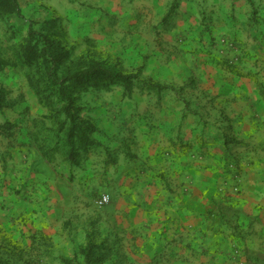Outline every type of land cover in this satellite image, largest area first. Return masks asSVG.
Instances as JSON below:
<instances>
[{
  "label": "crops",
  "instance_id": "obj_1",
  "mask_svg": "<svg viewBox=\"0 0 264 264\" xmlns=\"http://www.w3.org/2000/svg\"><path fill=\"white\" fill-rule=\"evenodd\" d=\"M210 4L215 46L204 37L198 6L187 3L180 14L195 23L169 30L179 50L158 81L164 88L113 94L122 97L105 104V129L121 131L126 121L132 135L106 137L105 162L76 168L73 189L83 198L101 186L110 198L105 223L133 233L141 250L225 264L235 247L264 257V22H250L245 0ZM259 11L264 18V4ZM229 164L241 178L237 195ZM41 174L31 209L59 218L63 206L49 200L63 198V189ZM76 204L70 210L86 212Z\"/></svg>",
  "mask_w": 264,
  "mask_h": 264
},
{
  "label": "rangeland",
  "instance_id": "obj_2",
  "mask_svg": "<svg viewBox=\"0 0 264 264\" xmlns=\"http://www.w3.org/2000/svg\"><path fill=\"white\" fill-rule=\"evenodd\" d=\"M187 3L198 6L204 37L215 46L210 0H18V16L0 15V264H213L215 258L207 255L175 257L164 250H141L133 233L105 223V206L98 204L105 195L101 186L88 188L83 198L77 195L75 169L89 160L96 167L105 162L106 137L132 135L126 121L121 131L105 129V104L131 94L126 81L115 79L69 89L77 121L96 129L91 135L95 144L87 150L75 142L80 162L71 165L66 160L69 126L62 129L69 116L30 47L33 36L47 37L57 47L53 73L59 78L103 64L131 79L135 90L150 84L164 87L158 81L170 75L171 56L179 50L172 43L179 39L169 30L195 23L180 14ZM253 3L249 20L260 24L264 0ZM174 8L176 14L171 15ZM233 20L239 22L234 15ZM43 173L63 189V198L52 195L49 200L54 204L58 198L63 206L59 218L31 209ZM78 202L91 214L70 210ZM252 252L235 247L225 264H264Z\"/></svg>",
  "mask_w": 264,
  "mask_h": 264
},
{
  "label": "trees",
  "instance_id": "obj_3",
  "mask_svg": "<svg viewBox=\"0 0 264 264\" xmlns=\"http://www.w3.org/2000/svg\"><path fill=\"white\" fill-rule=\"evenodd\" d=\"M246 1L253 8V0ZM177 7L178 6L176 5L175 8ZM175 8L171 11V15L176 14ZM2 14L18 16L20 14L18 0H0V15ZM164 21L166 22V20ZM36 38L37 36H33L30 39L31 53L34 56L35 51V58L42 62L46 72L49 74L50 84L52 85L51 88L54 89L58 94L60 102L63 106H65V112L69 116L68 121L64 123L65 125H62V129L65 126H69L68 130L65 132L66 142L70 147V149L66 151V160L70 161L71 165H79L80 148L78 147V149L75 147V142H77L80 147H83L85 150H87L90 145L95 144L93 140H91V135L96 133V129L89 124L83 126L82 123L77 121V117L71 112V103H69V89L79 88L87 82H107L109 80L115 79L126 81V87L129 90V95L131 94L132 96V93L135 90L134 83L131 79L118 74L114 68L103 64L93 65L88 68V70L76 71L75 73H70L63 76L62 78H59L55 73H53V66L57 62L60 55L57 47H55V45H53L47 37H43L40 40H37ZM146 87V89L164 88L157 84H150ZM139 88L140 86H137V89ZM256 258L259 260L258 262L264 261V258L262 257Z\"/></svg>",
  "mask_w": 264,
  "mask_h": 264
},
{
  "label": "built area",
  "instance_id": "obj_4",
  "mask_svg": "<svg viewBox=\"0 0 264 264\" xmlns=\"http://www.w3.org/2000/svg\"><path fill=\"white\" fill-rule=\"evenodd\" d=\"M229 170L227 171V177L229 179V181L231 182L230 184V190L232 191V193H234L235 195L240 194L241 193V189H240V185H241V178L240 175L235 172V165L233 164H229L228 166ZM110 202V198L108 195H104L102 197V199L99 201V205L100 207L106 206L108 205Z\"/></svg>",
  "mask_w": 264,
  "mask_h": 264
}]
</instances>
